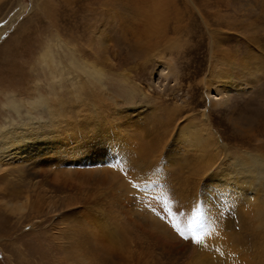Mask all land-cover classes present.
Returning <instances> with one entry per match:
<instances>
[{
  "label": "rangeland",
  "instance_id": "1",
  "mask_svg": "<svg viewBox=\"0 0 264 264\" xmlns=\"http://www.w3.org/2000/svg\"><path fill=\"white\" fill-rule=\"evenodd\" d=\"M136 6L140 7L141 14L151 13L153 17L150 21L154 23L153 27L143 22ZM153 7H156L154 10L156 16L152 15ZM108 9H113L107 21L105 17V21L109 23L102 26ZM111 17H115V24H118H113L110 21ZM161 22H167L165 28ZM100 26L106 28L101 34L108 35H104L102 44L97 40L91 49L92 40H95V30ZM63 39L67 43H64ZM47 49L54 53L57 61L66 63L78 62L83 54L91 60L94 59L93 53L102 54L101 66L103 65L105 71L102 80L107 90H96L94 100L99 107L115 105L109 107L107 113L115 109H129L123 114L127 116L119 127L123 124L127 130L131 124L143 122L142 127L139 125L140 128L131 130L138 134V137L124 135L128 141L136 143L141 157H149L148 144L158 139L154 136L153 128L160 118L168 120L169 110L174 108V111L179 109L176 116L179 128L189 126L186 123H190L192 115L196 122L204 115L209 118L212 129L221 137V143L229 147L228 151L232 152L234 157L243 151L264 157V0H0V124L4 123L6 117L17 120L15 114L5 107L13 92L19 95L18 100L21 102L35 99L38 93L47 96L54 95V91L58 92L59 89L53 84L47 68L39 63V57ZM212 51L218 52L219 56H227L226 59H235V62H231L235 65L231 73L233 76L230 74L229 77L226 71H221L223 76L219 79L221 82L209 79L213 66ZM68 52L76 54L77 59L74 60L73 55ZM105 56L109 63L104 62ZM167 62L175 69L169 77L167 75L170 71L164 68ZM247 62L253 65L250 70L244 71ZM240 63L243 66L238 67ZM65 76L68 77L67 74ZM225 78L227 81H223ZM208 83L212 85L210 90ZM224 92H228V97L222 101ZM107 94L113 96L117 103L114 104ZM69 97V94L63 95L67 102L71 101ZM220 97L221 105L213 108V100ZM143 104L147 106L139 110V113H134L130 109ZM178 129L171 134L173 140L169 141L170 146H166L162 155H158L156 163L152 164H155L153 170H156L157 177L161 176L164 168L168 172H174V174L167 172L169 175H175L176 172L178 174L177 165L165 161L167 158L170 159L174 155L180 160L181 154H187L188 156L182 160L185 161L193 153L188 137H183ZM168 131L169 134L173 132L171 129ZM182 133L186 134L185 131ZM75 143L67 142L69 147L76 146ZM80 145V150L76 154L78 157L64 160L61 155L50 156L48 167L51 166L52 172L46 170L50 176L47 178L49 182L56 181L53 180L52 174L55 173L53 172L55 167L60 183L67 188L87 185L95 188V191L117 194L115 201L126 206L120 212V216L126 218L128 223L136 221L138 226L145 228L150 234L166 231L167 237L178 243L183 240L171 226L164 211L167 207L173 213L172 218L182 228L186 230L189 228L188 214L181 210L179 200H176L173 192L165 191L171 189L170 184L165 189L162 182L153 175L149 181L134 179L133 173L136 169L135 167L133 169L132 163L124 160L122 154L117 152V148H108L106 143L92 146L88 144L87 139ZM221 150L227 149H218L219 154ZM46 159L43 157L41 162ZM68 173L73 176H68ZM203 178L205 179L200 183L199 189L197 188L201 206L198 210L202 215L211 211H223L224 214L231 212L232 217H235L231 220L232 224L238 213L244 211L243 204H247L245 207L250 206L246 201L238 202L237 192H221V188L226 186L222 180V170L207 173ZM130 180L138 182L142 191L133 190V194L123 196L121 192L125 191L123 185H131ZM207 181L213 182L214 187L212 189L207 187L210 189L208 192L204 188ZM3 187L8 188L2 180L0 264H60V256H49L50 253L44 247L47 241L51 242L53 238L51 234L58 233L62 227L61 215L64 212H60L61 199L54 200L53 195L48 194L50 197L48 205L53 202L50 205L53 209L46 207L44 213L38 214L30 209L29 204L24 206L29 207L27 212H20L18 206L14 204L15 202L26 204L27 193L23 200L20 199L18 202L13 196H3L1 192ZM72 193L78 195L77 192ZM78 196L82 199L81 209L76 208L79 210L78 213L70 209L71 216L83 212L82 207L98 201L89 196L84 202L82 193ZM133 200L135 201L130 206L129 203ZM239 209L240 211L236 213L235 211ZM125 211L129 215H126ZM87 212L88 210L85 214ZM156 212L165 216V219H160ZM93 214L98 215L96 211ZM235 224H232V229L238 227ZM195 227L196 224L192 228ZM205 227L202 230L207 229L211 234L205 235L204 246L193 244L191 239L184 240L183 246L173 250L170 260L164 258L161 248L157 249L162 261L170 264H204L200 261L206 257L237 261V253L220 249L223 243L221 231L214 227L212 229L215 230ZM174 235L180 239L176 240Z\"/></svg>",
  "mask_w": 264,
  "mask_h": 264
},
{
  "label": "bare ground",
  "instance_id": "2",
  "mask_svg": "<svg viewBox=\"0 0 264 264\" xmlns=\"http://www.w3.org/2000/svg\"><path fill=\"white\" fill-rule=\"evenodd\" d=\"M135 8H137L143 22L153 27L154 23L150 21V18L153 17L150 15L151 13L146 12L141 14L140 7L136 6ZM151 9H153L152 15H155L154 10L156 7ZM112 10L108 9L110 13L105 12L102 26H106L109 23V21H106L110 18ZM114 20L115 17H111L110 21L113 24H115ZM166 23L161 22L164 28L167 25ZM104 29L106 28L100 26L99 29L95 30V40H92L91 49L94 48V43L97 40L100 43L104 41L103 37L105 34H101ZM107 35L106 33L105 36ZM62 41L67 43L64 39ZM68 53L73 55L72 52ZM217 53L212 51L211 54L213 66L209 79L213 78V81L221 82V80L219 81L223 77L221 76V71H226V74L230 77V74L235 69L233 68L235 65H232L231 62H235V59L230 60L229 57V59H226L227 56H219L220 54ZM101 55L93 53V60L88 59L87 55L83 54L82 57L78 55L80 57L78 62L66 63L65 61H57L54 53L47 49L39 57V63L47 68L53 84L58 87V92L54 91V95L56 96H46L43 93H38L35 99L21 102V100H18L19 95L13 92L10 98H8L7 103H5L6 109L14 113L17 120L6 117L4 123L0 124V181L3 180L8 186V188L3 187L1 192L3 196H13L18 202L20 199L23 200L22 198L27 193L26 204H17L16 202L14 204L18 206L20 212H25L30 207V209L38 214L44 213L43 211L51 207L50 205L53 203L48 205V194L53 195L52 199L54 200L61 199L60 212H64L61 215V220L63 221L61 222L62 227L59 226L61 229L58 233L53 232L51 234L53 237L51 242H49L50 240L47 241L44 247L50 253L49 256H60V264H170L162 261V256L158 255L157 249L161 248L164 258L170 260L169 258L173 256V250L180 248L184 244V239L180 240L179 243L178 241L170 240L167 237L166 231L162 232L160 230V234L157 232L150 234L145 228L138 226L136 221L128 223L125 220L126 218H121L120 212L126 206L118 204L115 201L118 197L115 193L111 194L102 190L95 191V188L87 185L67 188L60 183L59 174L56 173L57 169L55 167L53 168V172L55 173L52 174H54L53 180L56 181H48L47 178L50 176L47 175V172L51 168V166L50 168L48 167L49 159H51L50 156L61 155L64 157V160L75 156L78 157L76 154L80 150L81 142H86L88 139V144H92V146H101L103 143H106L108 148H117V152L122 154L124 160L132 163L133 169L135 167L136 170L134 171L136 172L133 173L134 179L149 181L148 179L153 175V177L162 182L165 189L170 184L169 188L171 189H166L165 191L166 193L173 192L176 200H179L181 210L188 214V224L191 225V228L196 224L197 227L192 229L198 232H202L205 226L209 230L218 229L221 231V240L223 242L220 249L225 252H235L238 256L237 261H232L229 258L209 259L206 257L200 261L201 263L264 264V157L244 151L242 154L234 157L232 152L228 151L229 147L221 143V137L212 129L209 118L204 115L197 122L192 115L189 119L192 125L186 123L189 126L186 125L179 128L176 123L179 109L174 111L175 108L169 110L168 120H161L162 118H160L158 122L156 121L157 125L153 129L154 136L158 139L152 142L149 141V144L145 141L146 145L148 144L150 155L148 158L141 157V153L138 152L140 149H138L139 147L136 143L128 141L124 135H129L131 138L138 137V134H134L131 130L137 127L140 128L143 122L131 124L127 130L123 124L119 127L118 125L127 116L123 114H126V111L129 109H115L110 114L109 112L107 113L110 109L109 107H115V105L108 106L106 104L108 107L105 105L104 107H99L97 101L94 100L96 90H107L103 82L104 80H102L105 76V71L102 68L103 65L101 66V63H103ZM75 56L77 55H73L74 60L77 59ZM104 62L109 63L106 56ZM247 64L244 67V71L250 70L253 65V63L249 62ZM241 66H243L242 63L238 65V67ZM164 68L170 71L167 76H172V71L175 70L173 65L171 66L167 62ZM223 81H227V79L225 78ZM208 85V90H210L212 88L210 86L212 85L210 83ZM210 92L209 96H211ZM64 94L70 95V102L63 99ZM227 97L228 92H224L222 101ZM111 99L114 101V104L117 103L113 96ZM220 105L221 97L220 99L213 100V108ZM146 106L143 104V106H136L130 109L134 113H139V110ZM164 109L168 110L169 108ZM104 122L106 123L104 124ZM148 124L150 123L148 122ZM169 129L173 131L170 134ZM177 129L181 131L183 137H188L187 140L192 144L190 150L193 153L185 161L182 160L188 156L187 154H181L180 160L174 155L170 159L166 157L165 161H171L172 164L177 165L176 169H179V171L178 174L176 172L175 175H169L171 171L168 172L164 168L159 178L157 177L156 170H153L155 164H152L156 163L157 158H159L158 155L161 156L165 147L169 145V141L173 140L171 134ZM183 131L186 134H183ZM170 137L171 139H169ZM71 141H75L77 145L75 143L76 146L69 147L67 142ZM220 148H226L227 150H221L219 154L217 150ZM168 155L170 156L171 154L169 153ZM43 157L47 159L41 162ZM58 159L60 160L59 157ZM146 161L148 162L146 163ZM215 170H222L223 172L222 180L226 186L221 188V192H237L238 202L243 200L250 204L247 207H245L247 204H243L244 211L242 213L239 212L240 209L235 211L236 213L239 212L236 220L233 222L238 225L236 229H232L233 223L231 224V220L235 217H232L231 212L224 214L225 212L223 211H211L205 212L202 215L199 211V207L201 206L197 188L205 179L203 176L207 173L211 174ZM68 176L72 177L73 175L68 173ZM63 181L64 183H69L67 180ZM212 183L207 181V185L204 187L205 191L208 192L210 190L207 187L214 188L212 187ZM126 185H123L125 191H121L123 196L133 194L132 186ZM73 191L77 192L78 195L82 193L85 198L84 202L88 200L89 196L98 199V201L94 204L91 202L86 207H82L85 211L88 210L87 214H85L84 210L77 214L79 210L76 208L80 207L81 209L82 199L81 196L72 193ZM211 192H209L210 195H212ZM134 201H130L129 205H133ZM29 204L28 208L24 207ZM7 206H9L8 203ZM90 206L92 208H88ZM221 208L223 207L221 206ZM10 209L13 210V207L11 206ZM51 209L53 208L51 207ZM70 209L77 212L75 213L76 216H71ZM215 209L218 210L217 207ZM68 210L69 212H67ZM94 211L98 215L93 214ZM125 212L126 215H129L127 211ZM212 227L215 229H212ZM174 236L176 240L180 239L177 235ZM202 245L204 246V243ZM55 252L56 254H54Z\"/></svg>",
  "mask_w": 264,
  "mask_h": 264
},
{
  "label": "snow or ice",
  "instance_id": "3",
  "mask_svg": "<svg viewBox=\"0 0 264 264\" xmlns=\"http://www.w3.org/2000/svg\"><path fill=\"white\" fill-rule=\"evenodd\" d=\"M127 175V174H125ZM129 183L132 185L133 190H136L138 192H141L140 185L135 182V180H130ZM155 211V209H153ZM164 211L167 213V217L169 218V222L171 223V226L175 229L177 234L184 239L185 241H188L191 239L193 244L196 245H202L204 243V237L205 235H210L211 233L205 229L202 232L195 231L191 228V225H189V228L186 230L180 226V224L174 219L173 213L165 207ZM157 216L160 217V219H165V216H162L159 212H156Z\"/></svg>",
  "mask_w": 264,
  "mask_h": 264
}]
</instances>
